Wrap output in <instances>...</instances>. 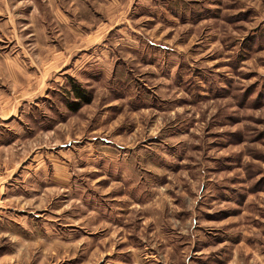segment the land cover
<instances>
[{"label": "rangeland", "instance_id": "374dc122", "mask_svg": "<svg viewBox=\"0 0 264 264\" xmlns=\"http://www.w3.org/2000/svg\"><path fill=\"white\" fill-rule=\"evenodd\" d=\"M0 264H264V0H0Z\"/></svg>", "mask_w": 264, "mask_h": 264}, {"label": "trees", "instance_id": "16d2710c", "mask_svg": "<svg viewBox=\"0 0 264 264\" xmlns=\"http://www.w3.org/2000/svg\"><path fill=\"white\" fill-rule=\"evenodd\" d=\"M71 88L72 94L76 99L69 107L73 112L78 111L84 105L90 104L92 101L91 95L84 91L80 85L72 84Z\"/></svg>", "mask_w": 264, "mask_h": 264}]
</instances>
